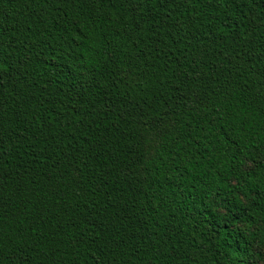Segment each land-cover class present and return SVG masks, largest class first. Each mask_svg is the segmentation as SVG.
Masks as SVG:
<instances>
[{
  "label": "trees",
  "instance_id": "1",
  "mask_svg": "<svg viewBox=\"0 0 264 264\" xmlns=\"http://www.w3.org/2000/svg\"><path fill=\"white\" fill-rule=\"evenodd\" d=\"M0 264H264V0H0Z\"/></svg>",
  "mask_w": 264,
  "mask_h": 264
}]
</instances>
